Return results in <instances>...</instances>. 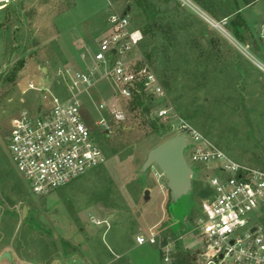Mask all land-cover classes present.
<instances>
[{
  "label": "rangeland",
  "instance_id": "374dc122",
  "mask_svg": "<svg viewBox=\"0 0 264 264\" xmlns=\"http://www.w3.org/2000/svg\"><path fill=\"white\" fill-rule=\"evenodd\" d=\"M95 2L102 5L105 0ZM107 3L105 27L114 11L127 15L142 32L134 52L156 75L164 97L155 104L140 96L130 102L117 100L126 118L111 122L110 130L103 132L96 126V104L111 102L114 88L100 78L95 88L83 92L82 115L106 161L48 196H35L12 165L10 120L23 110L35 112L40 103L38 92L23 94L30 83H40L43 76L55 78L65 67L90 68L104 34L90 33V46L68 52L51 24L73 0L0 4L5 37L0 69V255L10 252L14 264H55L86 254L96 256L93 264H202L198 225L212 198L208 177L215 173L206 165L191 164V191L171 203L159 168H142L152 149L181 134L177 127L184 122L235 162L264 171V0L192 1L231 38L180 0ZM82 53L88 54L86 59ZM20 60L24 66L14 72ZM43 67L48 72H42ZM54 92L63 94L61 89ZM163 106L169 108L165 120L156 117ZM258 221L264 234V216ZM151 234L156 244L138 246L137 237ZM167 244L171 256L165 262L162 247Z\"/></svg>",
  "mask_w": 264,
  "mask_h": 264
},
{
  "label": "built area",
  "instance_id": "2783aa9c",
  "mask_svg": "<svg viewBox=\"0 0 264 264\" xmlns=\"http://www.w3.org/2000/svg\"><path fill=\"white\" fill-rule=\"evenodd\" d=\"M14 1L0 0V4ZM180 1L231 38L191 0ZM142 39V32L131 25L127 15L112 11L106 32L91 55L90 68L59 69L49 83H30L23 92H38L40 103L35 112L23 110L12 117L8 150L16 172L35 196H48L105 163L106 156L83 118L79 100L83 92L95 88L100 78L114 88L111 102L96 104V126L103 132L110 130L111 122L122 123L126 118L117 100L130 102L140 96L155 104L163 99L158 78L134 52ZM87 55L82 53V59ZM53 81H57L56 86ZM59 89L62 95L54 92ZM168 113L169 108L163 106L156 117L165 120ZM177 129L187 142L184 155L188 164L206 165L215 173L208 177L212 198L198 225V237L203 241L202 264H264V234L258 221L264 216V171L235 162L184 122ZM136 243L156 244V238L154 234L149 238L139 236ZM170 247H162L165 262L170 259Z\"/></svg>",
  "mask_w": 264,
  "mask_h": 264
},
{
  "label": "crops",
  "instance_id": "0c3cea01",
  "mask_svg": "<svg viewBox=\"0 0 264 264\" xmlns=\"http://www.w3.org/2000/svg\"><path fill=\"white\" fill-rule=\"evenodd\" d=\"M80 2L83 4H81ZM80 2L79 0H73V5L67 8L64 12H61L57 16H55L51 24L53 29L55 30L58 40L65 45L68 52L70 51L72 52V50L74 49L75 51L80 52L85 50L88 46H90L91 43H89V40H87L86 37L88 34L91 33L96 35L99 30L100 31L102 30L101 35L105 34L106 32L107 26L105 27L103 25L104 20L102 19L108 10L107 0H105V2L102 5L97 4L95 0H86L85 2L82 1ZM4 42H5V37L3 32H1L0 30V69H1V64L3 62ZM67 55L68 58L70 55L72 56V54L70 55L67 54ZM41 70L42 72L44 71L48 72V70L44 67ZM47 78L48 76H43L41 77V81L46 82ZM50 78L53 77L49 76V79ZM138 246H143V245H138ZM86 255L87 256H83V257H74L71 259V261H69V259H66L65 262L64 259L62 261L58 259L56 260L55 264H93L95 262L94 259L97 260L94 254H86ZM12 258L14 264L16 260L13 254H12ZM99 259L100 257H98V260ZM200 262L202 263L201 259ZM0 264H11V263L7 262L6 260H1ZM102 264H113V261L109 260L107 262H103Z\"/></svg>",
  "mask_w": 264,
  "mask_h": 264
},
{
  "label": "water",
  "instance_id": "95a60500",
  "mask_svg": "<svg viewBox=\"0 0 264 264\" xmlns=\"http://www.w3.org/2000/svg\"><path fill=\"white\" fill-rule=\"evenodd\" d=\"M49 82L50 79L47 78L46 83ZM53 84L56 86L57 81H53ZM186 148L187 142L185 137L176 135L152 149L148 153L146 161L143 164V171L152 165H156L166 177L171 203H177L186 197L192 188L194 170L185 159L184 151ZM148 193V191L145 192V198L148 197ZM25 215L26 208H23V218ZM254 230L255 228H253L252 231ZM1 260H6L13 264L12 254L8 251L1 254L0 261Z\"/></svg>",
  "mask_w": 264,
  "mask_h": 264
},
{
  "label": "trees",
  "instance_id": "16d2710c",
  "mask_svg": "<svg viewBox=\"0 0 264 264\" xmlns=\"http://www.w3.org/2000/svg\"><path fill=\"white\" fill-rule=\"evenodd\" d=\"M192 1H194V0H192ZM198 1H200V0H198ZM23 66H24V61L20 60V62H18V65L16 66V68L14 67V69H13L14 72H17L18 70L22 69Z\"/></svg>",
  "mask_w": 264,
  "mask_h": 264
}]
</instances>
